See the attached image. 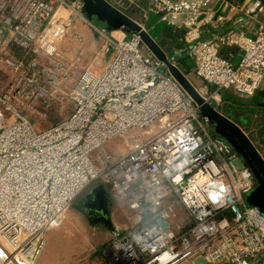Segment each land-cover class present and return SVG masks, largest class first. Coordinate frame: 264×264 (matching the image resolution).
<instances>
[{
	"label": "built area",
	"instance_id": "1",
	"mask_svg": "<svg viewBox=\"0 0 264 264\" xmlns=\"http://www.w3.org/2000/svg\"><path fill=\"white\" fill-rule=\"evenodd\" d=\"M220 8L241 10L232 0H149L139 11L181 34L191 71L206 84L194 87L216 104L264 85V19L254 34L241 19L203 39L208 24L227 19L216 17ZM83 10V0H0V264H35L46 232L94 183L128 196L140 214L139 229L115 232L107 253L116 264L120 249L127 264H264V213L246 202L256 186L250 168L210 134L198 106L137 34L100 28ZM257 12L264 10L248 24ZM87 35L101 37L94 59L108 61L72 82ZM11 46L23 55L10 54ZM62 90L73 110L37 129L28 112Z\"/></svg>",
	"mask_w": 264,
	"mask_h": 264
},
{
	"label": "rangeland",
	"instance_id": "2",
	"mask_svg": "<svg viewBox=\"0 0 264 264\" xmlns=\"http://www.w3.org/2000/svg\"><path fill=\"white\" fill-rule=\"evenodd\" d=\"M135 16L137 17V22L144 25L145 20L141 18L140 14L138 15L136 13ZM154 33L155 32H153V34ZM89 38L90 42H86L84 45V52L81 56V60L76 64L71 72L73 76L72 82H74V80L79 77L86 68H89L97 74L100 73L108 61L107 56L102 61L94 59V53L97 52L103 44L101 37L89 36ZM72 46L73 40L71 38H68V41L62 46L61 54L66 63L72 61ZM9 50L10 54L19 56L14 52L13 48H10ZM175 59L177 60V58ZM174 63L176 64V62ZM0 72H2L1 68ZM185 74L196 87L200 88L206 86L205 82H203L200 78H197L192 71L190 72V75L187 73ZM66 86H68V88L71 87V85ZM231 97L232 96H229V99H231ZM53 98L54 100L49 105H38L34 114H29L28 112V117L32 120L37 129H45L60 122L61 120L67 118L73 110V103L66 97V90H62ZM212 102L213 101H209V103L212 104L218 111L227 115V112L224 110V107L228 104L226 103L227 101L220 104ZM246 103H248V101H240L241 105L244 104L242 105L243 108L246 106ZM247 122L248 121H246V123ZM259 122L262 124L260 129L263 130L262 134L264 135V116L261 117L259 115ZM237 123L257 146V142H255V140L258 137L257 132L259 130V126L257 129H253L254 123L251 121V128L247 130L244 129V124L239 122ZM208 128L210 134H213L212 130H214V128L211 125H209ZM262 138L264 139V136H262ZM123 141V139L120 140L119 147L122 152L127 148V145L124 144ZM112 146L115 147L114 144H112ZM112 146H109L108 148L111 149ZM257 148L260 152L262 151L259 145ZM261 153L264 157L263 151ZM241 163H244L242 159ZM245 166L247 165L245 164ZM98 184L101 183H94L90 186L89 190ZM105 188L107 190L106 216L89 212L82 207L79 204L81 195L68 207L62 220L46 232L44 236V248L35 264H116V262H114L107 253V250L113 246L116 241L115 232L116 230H120L122 234L127 235L131 234L136 229H139L140 226L137 221L140 214L130 208L128 196H116L109 187L105 186ZM116 251L120 257L119 264H127L129 260L124 258V251L122 249ZM140 263L141 259H137V264ZM196 263L198 264V262ZM176 264H194V259L183 260Z\"/></svg>",
	"mask_w": 264,
	"mask_h": 264
},
{
	"label": "water",
	"instance_id": "3",
	"mask_svg": "<svg viewBox=\"0 0 264 264\" xmlns=\"http://www.w3.org/2000/svg\"><path fill=\"white\" fill-rule=\"evenodd\" d=\"M83 1V13L88 21L100 28L113 30L122 28L129 34H137L152 55L163 63L169 75L198 106L201 116L207 119L214 128L215 134L229 143L242 161L250 168L255 178L256 186L246 196V202L249 206L256 207L264 213V157L247 133L236 121L222 114L202 97L194 87V84L170 59L152 35L134 18L120 9L125 6L124 2L121 4L119 3L122 2L120 0H116L115 3L110 2V0ZM106 195L105 186L98 184L79 199V204L89 212L106 216ZM93 202L95 203L90 204ZM157 222L163 228H167L163 219L159 218Z\"/></svg>",
	"mask_w": 264,
	"mask_h": 264
},
{
	"label": "crops",
	"instance_id": "4",
	"mask_svg": "<svg viewBox=\"0 0 264 264\" xmlns=\"http://www.w3.org/2000/svg\"><path fill=\"white\" fill-rule=\"evenodd\" d=\"M120 1L122 2L119 3L123 4V0ZM133 1L134 3L125 1L124 2L125 6H122L123 8L120 9L127 14L129 12V15L137 21V17L135 16V14L137 13L139 15L140 8L148 7L149 0H133ZM232 1L238 4L241 10L239 12L233 11L231 9H227L223 11L220 8V10L217 11L216 13V17L223 13L226 15L227 19L216 23L215 26L208 24L203 30V39H211L214 35L224 33L229 29L234 28L239 24V22H241V19L244 20L241 26L248 33L254 34L256 32V29H258L261 26V22L264 19V12H257L255 23L249 21L250 23L248 24V22L246 21L250 19L251 14L255 12L259 7H262L264 10V0H232ZM110 2L115 3L116 0H110ZM256 7L257 9H255ZM144 26L147 29V31L152 35V37L160 44V46L168 54L170 59L175 60L177 66L180 68L181 71L185 73L191 72L193 67V59L182 53L183 40L179 32L174 31L172 28L167 26L165 22H163L158 15H154V14H151L148 20H145ZM153 32L155 33L153 34ZM89 36L90 35H87L86 42H90ZM175 58H177V60ZM230 96H232L231 99H229V102L227 101L226 103H228L227 106H229L230 108L231 115H229L227 112V116H231L233 120L244 124L243 125L244 129L247 130L251 128V121L254 123L253 129H257L259 126V130L257 132L258 137L256 139L257 141L255 139L254 140L255 142H257V146L259 145V147L262 149L264 153V139L262 138V136L264 135L262 134L263 130L260 129L262 124L261 122H259V115L261 117L264 116V85L252 96H242L239 94H230ZM240 101H248V103L245 104L246 105L245 107L247 108L245 107L243 108L242 105L244 104L241 105ZM246 121L248 122L246 123ZM196 262H198V264H205L201 260H194V264H197Z\"/></svg>",
	"mask_w": 264,
	"mask_h": 264
},
{
	"label": "trees",
	"instance_id": "5",
	"mask_svg": "<svg viewBox=\"0 0 264 264\" xmlns=\"http://www.w3.org/2000/svg\"><path fill=\"white\" fill-rule=\"evenodd\" d=\"M127 11H129V10H127ZM12 48H13L14 52H15L17 55H19V56H20V55H21V56L23 55L24 51H23L22 49L16 48L15 46H11V49H12ZM166 71H167V70H166ZM224 110H225L226 112H228L229 115H231V114H230V108H229V106L226 105V106L224 107ZM209 125H210V124H209ZM212 131H213V132H212L213 135H214L215 137H218V136L215 134L214 130H212Z\"/></svg>",
	"mask_w": 264,
	"mask_h": 264
},
{
	"label": "flooded vegetation",
	"instance_id": "6",
	"mask_svg": "<svg viewBox=\"0 0 264 264\" xmlns=\"http://www.w3.org/2000/svg\"><path fill=\"white\" fill-rule=\"evenodd\" d=\"M89 191V189L81 196V197H83L84 195H86V193ZM95 202H93V203H90V204H94ZM96 203H97V201H96ZM87 210V209H86Z\"/></svg>",
	"mask_w": 264,
	"mask_h": 264
},
{
	"label": "bare ground",
	"instance_id": "7",
	"mask_svg": "<svg viewBox=\"0 0 264 264\" xmlns=\"http://www.w3.org/2000/svg\"><path fill=\"white\" fill-rule=\"evenodd\" d=\"M169 256L167 255V254H164L163 255V257H162V259H166V258H168Z\"/></svg>",
	"mask_w": 264,
	"mask_h": 264
}]
</instances>
